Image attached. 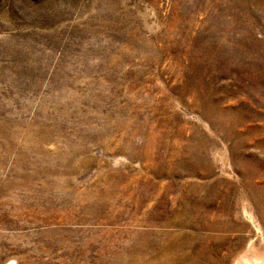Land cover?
Segmentation results:
<instances>
[{"label":"rangeland","instance_id":"rangeland-1","mask_svg":"<svg viewBox=\"0 0 264 264\" xmlns=\"http://www.w3.org/2000/svg\"><path fill=\"white\" fill-rule=\"evenodd\" d=\"M253 253L264 0H0V264Z\"/></svg>","mask_w":264,"mask_h":264},{"label":"bare ground","instance_id":"bare-ground-1","mask_svg":"<svg viewBox=\"0 0 264 264\" xmlns=\"http://www.w3.org/2000/svg\"><path fill=\"white\" fill-rule=\"evenodd\" d=\"M253 250H255V249H253ZM257 251H255V252H257ZM251 252H253L252 249H251ZM261 253H263V252H261ZM258 254L257 253L256 254L253 253L252 256L243 255L244 258L241 259V260H237L236 264H264V256H261L260 254L259 255ZM15 263H16L15 260H12V261L8 262V264H15Z\"/></svg>","mask_w":264,"mask_h":264}]
</instances>
